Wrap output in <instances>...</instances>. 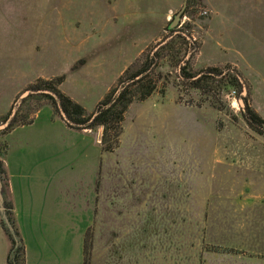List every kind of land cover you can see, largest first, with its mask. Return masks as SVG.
<instances>
[{
	"label": "crops",
	"instance_id": "1",
	"mask_svg": "<svg viewBox=\"0 0 264 264\" xmlns=\"http://www.w3.org/2000/svg\"><path fill=\"white\" fill-rule=\"evenodd\" d=\"M183 1L43 0L41 20L63 27L69 10L77 21L82 13L90 27L103 28L108 40L140 44L138 56L146 44L160 40ZM239 1H200L209 15L202 20L199 52L206 50L205 67L230 65L238 71L249 87L251 106L264 119V85L251 84L252 76L264 83V2ZM10 2L0 0V118L37 78L56 76L39 77L34 59L41 48L31 41L25 9L18 21L25 33L16 35V22L7 15ZM72 34L64 31L67 42ZM64 84L65 79L60 90L73 99ZM124 121L112 151L101 147L102 127L73 129L50 104L39 108L31 123L0 133L1 191L11 205L24 264H264V146L248 148L246 162L235 164L248 178L233 180V194L216 196L213 227L205 218L207 197L175 189L160 193L161 185L175 186V181L160 180L159 145L154 149L151 141L128 136ZM4 126L1 122L0 130ZM197 202L205 204L204 212L192 210ZM1 209L0 264H6L11 243Z\"/></svg>",
	"mask_w": 264,
	"mask_h": 264
},
{
	"label": "rangeland",
	"instance_id": "2",
	"mask_svg": "<svg viewBox=\"0 0 264 264\" xmlns=\"http://www.w3.org/2000/svg\"><path fill=\"white\" fill-rule=\"evenodd\" d=\"M20 1L10 2L7 15L16 22V35L22 34L25 33V28L18 25V21L24 13L23 9L26 10V21H30L31 41L41 48V56L38 55L39 58L35 56L34 59L39 66V77L63 75L64 88L87 113H92L98 101L117 86L118 79L126 68L131 67L145 55L153 54L158 47L157 44L168 35L166 26L160 40L146 44L137 56L136 47L140 44L135 46L119 40L116 42L108 40L109 38L101 33L103 28L90 27L88 22L83 20L82 13L81 20L77 21V14L73 18L69 10L67 22L63 27L53 23L54 20L47 25L45 19L41 20L43 0ZM262 1L264 2V0L250 2L260 4ZM239 2L244 3V0ZM27 5H31V8L28 9ZM203 9L205 8L199 2L188 8L189 15L183 14V17L188 19L185 21L189 23L187 30L190 31L192 41L197 46L192 55L190 52L185 55L192 72L206 68L209 60L206 50L202 55L199 52L200 32L204 28L202 20L209 15V13L201 15ZM53 12L55 15L58 13L56 10ZM87 14L89 13L84 10L83 15ZM64 28L66 31L74 32L68 42L64 37ZM44 37H47V43L43 40ZM46 46L48 49L43 50ZM62 46L71 48L72 54ZM71 67L77 68L71 72ZM136 68L137 65H132L131 70L134 71ZM155 72L161 75L156 91L146 100L132 103L126 116L124 115L126 134L128 136L134 134L145 141H151L149 145L151 147L153 143L154 149L158 143L160 180L175 181V186H171L173 183L168 186L161 185L160 193H171L175 189L176 194L207 197L208 208L205 218L207 217L208 224L214 227L216 196L233 194V180L248 178L246 171L237 167L234 169V166L242 161L246 162L244 153L248 148L264 146V136L255 133L242 117L239 98L234 90L207 96L187 89L179 85L177 65H171L165 58L160 61ZM240 78L242 79L241 75ZM252 79L251 84L254 87L264 85L256 76H252ZM242 82L251 106L249 87L243 79ZM22 94L16 99L13 110L25 97ZM251 108L254 110L252 106ZM56 114L60 115L58 112ZM156 164L153 162L154 174ZM204 205L199 202L192 203V210L204 212ZM195 221H199V218H195ZM210 244L209 249H214Z\"/></svg>",
	"mask_w": 264,
	"mask_h": 264
},
{
	"label": "trees",
	"instance_id": "3",
	"mask_svg": "<svg viewBox=\"0 0 264 264\" xmlns=\"http://www.w3.org/2000/svg\"><path fill=\"white\" fill-rule=\"evenodd\" d=\"M200 1L186 0L184 15L189 13L188 8ZM188 28V22L175 28L167 25L168 35L157 44L156 51L133 63V66L137 65L134 71L131 70L132 65L126 68L119 77L117 86L98 101L92 113H87L82 105L58 88L64 80L63 75L46 79L37 78L28 86L29 94L20 100L16 109L13 110L14 103L9 112L0 118V123L5 124L0 133L5 134L16 126L31 123L34 113L43 104H50L55 114L57 112L60 116L64 114V121L73 129L102 127L101 147L104 151H112L119 143L124 115L129 106L135 101L147 99L156 91L161 75L155 70L160 61L165 58L171 65H177L179 85L187 89L207 96L234 90L237 97L244 102V105L240 107L242 117L255 133L264 136V119L249 105L248 93L242 94L243 83L235 68L225 65L224 67H206L199 72L191 71L190 62L185 55L188 52L192 55L197 46L192 41ZM32 103H34L33 106ZM2 173L0 165V182L4 181ZM0 194L1 224L11 243L6 264H24L23 244L14 226L11 205L2 191ZM89 241L90 233L87 232L84 239V261L88 254Z\"/></svg>",
	"mask_w": 264,
	"mask_h": 264
},
{
	"label": "water",
	"instance_id": "4",
	"mask_svg": "<svg viewBox=\"0 0 264 264\" xmlns=\"http://www.w3.org/2000/svg\"><path fill=\"white\" fill-rule=\"evenodd\" d=\"M186 6V0L183 1V5L181 6V8L174 14L173 18L171 19L169 26L170 28H175L178 27L180 24V20L183 17L184 14V9ZM240 81L242 82V79L240 78ZM243 83V82H242ZM246 87L243 84L242 87V94L245 95L246 94ZM29 93V91H25L22 96H26ZM238 103L240 104V106L244 105V102L242 99H239ZM62 117H64V114L62 113ZM0 193H1V182H0ZM0 198H1V194H0Z\"/></svg>",
	"mask_w": 264,
	"mask_h": 264
},
{
	"label": "built area",
	"instance_id": "5",
	"mask_svg": "<svg viewBox=\"0 0 264 264\" xmlns=\"http://www.w3.org/2000/svg\"><path fill=\"white\" fill-rule=\"evenodd\" d=\"M208 13H209V11L206 10V9H203V10L200 12L201 15H208ZM182 18H183V19H181L179 26H181L186 20H188L187 17H185V16L182 17Z\"/></svg>",
	"mask_w": 264,
	"mask_h": 264
}]
</instances>
